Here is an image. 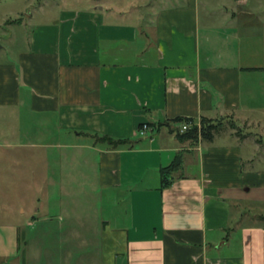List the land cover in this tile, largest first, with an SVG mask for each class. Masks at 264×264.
I'll return each instance as SVG.
<instances>
[{"label": "crops", "instance_id": "obj_1", "mask_svg": "<svg viewBox=\"0 0 264 264\" xmlns=\"http://www.w3.org/2000/svg\"><path fill=\"white\" fill-rule=\"evenodd\" d=\"M104 1L47 2L28 47L0 56V179L29 180L36 196L29 213L0 209V264H72V242L73 264H264L255 142L229 130L195 142L178 121L231 118L264 137V0ZM23 115L38 126L35 141L6 128ZM71 148L98 165L103 225L68 219ZM179 155L162 188L161 170ZM100 241L108 247L96 257Z\"/></svg>", "mask_w": 264, "mask_h": 264}, {"label": "rangeland", "instance_id": "obj_2", "mask_svg": "<svg viewBox=\"0 0 264 264\" xmlns=\"http://www.w3.org/2000/svg\"><path fill=\"white\" fill-rule=\"evenodd\" d=\"M56 1L61 0H35L28 4L27 6L24 2H19V0H0V56H3L5 53H11L12 49H26L29 45V36L30 32L36 27L35 20L37 18L36 14L39 12L40 7L44 4L48 3H55ZM131 1V0H128ZM150 0H143V3L147 4ZM71 2V0H69ZM126 4L127 0H105L103 4L105 5H117L120 6L121 3ZM15 3V4H14ZM155 2L153 1V4ZM82 4V3H81ZM85 4V3H84ZM122 5V4H121ZM46 7V6H45ZM52 7H49L48 10H52ZM143 8H133V11L141 12ZM127 11V10H126ZM32 14V19L28 16ZM21 22L23 24H14L9 25L8 22ZM30 22L28 26H26L25 22ZM12 32L18 35V41H15V37L11 36ZM18 42V43H17ZM143 47V46H141ZM29 116L23 115L22 120L17 122L14 116H9L7 129H13L14 133L21 134L26 129H28L27 140L35 141L34 136L38 137L39 129L37 130L38 126L35 123H31L32 121ZM1 119V118H0ZM25 119V121H24ZM2 120V119H1ZM221 122V125L224 126L226 130H229L231 134L236 136L237 138L247 139L251 142H255L256 144V151L257 156L260 155L261 159H264V137H259L253 133L252 128L247 124L245 128H240L238 123H235L231 118H226L217 120ZM44 131V130H43ZM159 133V131H157ZM261 133V132H260ZM36 134V135H35ZM262 134V133H261ZM26 136V133H23V136ZM259 140L258 142L255 140ZM38 142V141H37ZM39 142H43L39 140ZM30 143V142H29ZM37 149L31 148L32 152H36ZM70 158L75 156V162H71L70 164V188L68 189L69 194L64 195V201L69 206L70 210L68 213V219L75 220L77 223L79 219H90L92 222L95 221L97 223H101L103 225L104 219L108 215V201L106 200V196H103L102 192H98L97 185V172H98V165L97 163H79L77 160L84 158V154L87 155V152L80 153L78 150L71 148L68 150ZM77 152V153H76ZM89 153V152H88ZM82 155V156H81ZM73 159V158H71ZM96 161V160H94ZM9 179L3 178L0 179V209L3 208L4 204L12 205L15 207H23L25 208L28 213L30 212L32 206H35L36 196L27 194L25 192L27 184L29 180H24L20 178ZM80 183V184H79ZM28 191V190H27ZM29 192V191H28ZM251 211H247L246 215L247 218L245 222L253 221L255 222L256 219L254 218L255 213L259 212L257 208L250 209ZM264 211V210H263ZM97 216V217H96ZM94 218V219H93ZM93 219V220H92ZM1 221V217H0ZM91 221L89 223H91ZM264 225V220H260ZM69 222L67 221V224ZM26 229L31 231L30 227ZM103 229V227H102ZM30 234V233H29ZM35 234H33V237ZM37 237V236H36ZM36 237H34L36 239ZM46 243V241H45ZM47 244H44L46 247ZM108 247L107 244L100 241L99 244H94L91 246V252H96V257L98 256V252L106 250ZM94 249V250H92ZM70 251L69 254L70 262L73 264L77 261L78 256L80 254L81 248L80 244L77 243H70L69 249L65 251ZM94 252V253H95ZM61 256V254L59 255ZM59 258V257H58ZM58 261V259H56ZM60 262V260H59Z\"/></svg>", "mask_w": 264, "mask_h": 264}, {"label": "trees", "instance_id": "obj_3", "mask_svg": "<svg viewBox=\"0 0 264 264\" xmlns=\"http://www.w3.org/2000/svg\"><path fill=\"white\" fill-rule=\"evenodd\" d=\"M178 121L179 122L187 121L194 124L190 131L183 134V137L187 139H191L195 142H198L199 140L211 142L217 136L228 131L224 128V126L221 125V122L206 118H203L201 120L200 126L196 125L194 121L188 119H179ZM99 139L111 143L114 147H118L120 144L126 143L125 140H114L106 136L101 137ZM182 163H183L182 155H179L169 167L163 168L161 170L162 188H167L172 185L173 183L172 175L173 173L181 169ZM262 220H264V217L262 218Z\"/></svg>", "mask_w": 264, "mask_h": 264}, {"label": "built area", "instance_id": "obj_4", "mask_svg": "<svg viewBox=\"0 0 264 264\" xmlns=\"http://www.w3.org/2000/svg\"><path fill=\"white\" fill-rule=\"evenodd\" d=\"M193 125L194 124L191 122H187V121L182 122L181 127H180V132L182 134H184V133L190 131L192 129ZM149 127L150 126L148 124L143 125V127L139 130L141 136H144L147 134L148 130L150 129Z\"/></svg>", "mask_w": 264, "mask_h": 264}]
</instances>
